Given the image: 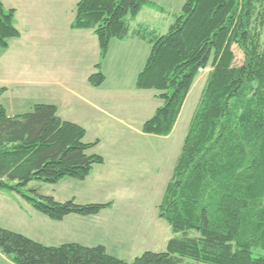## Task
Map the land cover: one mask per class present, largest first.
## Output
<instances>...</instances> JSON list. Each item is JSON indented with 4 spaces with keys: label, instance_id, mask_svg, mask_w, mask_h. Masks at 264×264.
Returning a JSON list of instances; mask_svg holds the SVG:
<instances>
[{
    "label": "trees",
    "instance_id": "trees-1",
    "mask_svg": "<svg viewBox=\"0 0 264 264\" xmlns=\"http://www.w3.org/2000/svg\"><path fill=\"white\" fill-rule=\"evenodd\" d=\"M146 0H79L71 30L91 31L99 62L88 77L105 82L102 65L111 41L138 39L150 53L135 89L162 102L141 133L168 138L200 72L208 70L198 104L166 185L157 216L174 237L161 253L131 263L105 247L76 243L45 247L0 228V253L13 264H264V0H186L166 34L130 25ZM15 10L0 1V50L19 38ZM234 48L242 55L235 66ZM4 90H0V97ZM86 131L63 121L53 105L36 104L9 117L0 105V190L26 200L53 222L92 217L112 206L59 203L29 189L32 182L84 181L102 157ZM33 194L34 196H31Z\"/></svg>",
    "mask_w": 264,
    "mask_h": 264
},
{
    "label": "rangeland",
    "instance_id": "rangeland-1",
    "mask_svg": "<svg viewBox=\"0 0 264 264\" xmlns=\"http://www.w3.org/2000/svg\"><path fill=\"white\" fill-rule=\"evenodd\" d=\"M78 1L49 0L50 6L38 10L41 12L38 18L52 22L56 20L58 24L68 23L74 17ZM23 11L21 9L20 14ZM165 19L160 17V20ZM156 30L159 35L167 33V30L160 26H157ZM234 54L236 56L234 65H241L243 58L237 48H234ZM111 58L107 65V85L113 84L114 76L118 77L122 73L118 71H123L122 64L127 59L121 53L113 54ZM7 60L12 63V68L3 74H10L11 77L14 74L19 83L7 86L8 93L2 96L0 105L6 107L9 115L12 113L22 115L28 113L44 95L41 89L32 84L26 86L20 83L35 77L38 68L44 69L45 64L44 62L36 64L37 58L32 56L19 58L16 51L8 55ZM207 74L208 70H205L196 77L176 127L168 138L155 136L144 139L142 135L129 136L123 132L116 139V144L128 143L137 149L132 150L128 159L126 154L120 156L122 158L117 166L112 164V158L109 156L112 138H104L105 142L99 153L105 155L108 172H114L112 175L114 183L111 184L109 175L103 172V185L97 184L95 178L91 177L86 181L67 178L52 185L32 182L28 186L39 195L52 197L59 203L74 200L77 205H86L112 204L114 201L113 213L104 215L106 217L97 222L90 221L78 226L60 228L55 222L36 212L23 198L9 191L0 190V228L20 234L45 247H58L71 242L96 247L93 246L96 245V241H103L110 255L127 263H131L145 252H165L168 241L174 235L167 223L158 218L157 207L171 178ZM154 105L160 107L162 102L155 99ZM9 261L10 258L0 253V264H10Z\"/></svg>",
    "mask_w": 264,
    "mask_h": 264
},
{
    "label": "crops",
    "instance_id": "crops-1",
    "mask_svg": "<svg viewBox=\"0 0 264 264\" xmlns=\"http://www.w3.org/2000/svg\"><path fill=\"white\" fill-rule=\"evenodd\" d=\"M0 1L6 9L15 10L14 26L19 32V38L9 41L7 50H0V87L3 86L2 89L4 90L2 96L8 93L7 86L19 83L14 78V74L12 77L10 74H3L4 71L11 70L12 63L7 60V57L13 51H16L19 58L32 56L37 58L36 64L42 62L45 64L44 69L42 67L38 68V74L35 77L20 83L26 86L32 84L42 90L44 96L34 105H53L57 108L58 116L63 121L82 127L86 131L84 141L87 143L99 142L91 150L92 154L103 158L105 155L100 154L99 149L105 142V137L112 138L109 156L112 158V164L117 166L122 158L120 156L126 154L128 159V155L132 150L137 149V147L128 143L124 145L116 144V139L123 132L129 136L132 134L142 135L144 139L155 137L142 134L141 127L159 107V105H154L156 92L135 89L137 75L143 69L150 53V47L146 42L138 39H127L122 42L111 41L107 58L102 65V71L106 79L100 88L95 89L89 85L88 77L95 72V66L99 62V47L97 39L91 31L71 30L70 25L74 17L68 23L63 24H58L56 20L52 22L51 20L38 18L41 14L38 10L41 7L50 6L49 0ZM146 1L153 3L164 11L144 8L130 27L135 30L138 26H146L157 33V26L168 31L174 15L180 13L186 0ZM21 9L24 11L20 14ZM160 17L166 19L160 20ZM118 53L127 57L122 64L123 71H118V73L122 72V76L121 74L118 77L114 76L113 84L107 85V65L110 63L112 55ZM147 95L150 96L146 97ZM4 108L6 109V107ZM6 112L9 117L18 116L14 113L9 115L7 109ZM90 133L91 136L89 137ZM104 161L101 166L94 167L84 181L94 177L97 184L103 185L102 173L107 172L110 177L109 182L114 183L112 179L114 172H108L106 159ZM112 204L111 208L101 211L96 216L80 217L70 215L55 223L60 228H66L70 225L78 226L81 223L86 224L90 221L97 222L106 217L104 215L113 213L114 201H112ZM107 236L109 237V235ZM95 244L93 246L102 245L105 247L103 241H96ZM82 246L91 247L88 245ZM9 263L13 264L11 261Z\"/></svg>",
    "mask_w": 264,
    "mask_h": 264
}]
</instances>
